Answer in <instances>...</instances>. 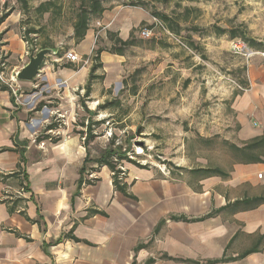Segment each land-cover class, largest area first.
Wrapping results in <instances>:
<instances>
[{"label":"crops","instance_id":"crops-1","mask_svg":"<svg viewBox=\"0 0 264 264\" xmlns=\"http://www.w3.org/2000/svg\"><path fill=\"white\" fill-rule=\"evenodd\" d=\"M11 18L0 22V30L15 72L26 64L29 50L8 28ZM118 24L119 36L127 39L133 27ZM93 36L89 29L77 44L79 55L90 54L91 48H79L86 41L92 47ZM64 53L47 59L33 81H20L38 88L41 80L42 88H55L53 93L14 94L0 83V264H144L149 259L151 264H264V204L233 206L264 196V150L259 162L236 160L229 169L222 167L227 176L122 164L125 194L115 187L108 166L95 161L102 151L94 149L98 142L87 146L79 129L55 141L52 136L38 140L52 99L62 105L68 91L89 78L88 63L71 62ZM69 62L71 67L64 66ZM246 81L247 88L234 98L244 142L264 134L260 58L246 65ZM35 100L41 101L37 108ZM20 169L23 173L14 176ZM81 176L93 182L78 188ZM19 198L17 210L10 212ZM223 257L228 259L219 260Z\"/></svg>","mask_w":264,"mask_h":264},{"label":"rangeland","instance_id":"rangeland-1","mask_svg":"<svg viewBox=\"0 0 264 264\" xmlns=\"http://www.w3.org/2000/svg\"><path fill=\"white\" fill-rule=\"evenodd\" d=\"M46 1L49 0H0V18L12 14L8 28L15 29L24 41L28 39V50L33 41L36 50L52 42L65 52L76 51L73 25L80 9L87 7L90 0H54L57 9L41 12L38 7ZM102 3L106 8L103 15L92 17L89 23V29L94 31L92 47L86 41L79 48H91L90 54L80 55L82 60L75 63L83 65L88 59L89 71L93 63H104L106 68L96 70L90 96H86L87 80L69 90L62 105L52 99L54 106L48 109V116H43V126L55 123L58 127L48 134L58 139L60 135L67 136V130L86 131L92 122L94 140L98 142L92 144L95 151L121 146L119 155L127 157L121 165L137 166L131 162L135 161L167 172L215 166L229 169L240 159L230 145L244 142L234 98L247 88L242 83L246 79V61L230 51V41L242 37L232 38L231 31L244 32L264 43V0ZM154 13L170 18L166 23L177 27L176 34L183 43L163 33L159 25L154 26V17L165 23ZM98 21L107 27L100 30ZM121 22L138 29L135 36L142 41L129 47L124 55H110L112 42L107 32L119 35L116 29ZM151 24L152 35L142 36V27ZM28 30L33 32L28 34ZM100 49L104 51L96 61L94 57ZM54 58L56 55L47 56L49 61ZM7 63L10 75L12 62ZM41 82L37 80L36 88L18 80V93H53L55 88H42ZM109 102L114 104L101 107ZM40 103L35 100V108ZM43 126L39 136L45 134ZM81 138L85 141V135Z\"/></svg>","mask_w":264,"mask_h":264},{"label":"trees","instance_id":"trees-1","mask_svg":"<svg viewBox=\"0 0 264 264\" xmlns=\"http://www.w3.org/2000/svg\"><path fill=\"white\" fill-rule=\"evenodd\" d=\"M53 8L57 9V3L54 0H49L46 2H43L39 5L38 9L41 12H47ZM105 6L102 3V0H90V3L87 7H83L80 9V11L77 14V18L76 21L74 22V39L75 42L77 44H79L80 42H82L86 35L87 32L89 30V23L90 20L92 19V17H101L105 11ZM155 16L161 18L163 21H170V18L162 13H154ZM8 15H3L0 18V22L3 21ZM171 31L177 33V27H174L172 24L170 25H166ZM138 29L133 28L130 32V35L127 39H123L121 38L118 33L112 32V31H108L107 35L109 37V39L112 42L111 47L108 49V51L110 53L113 54H118V55H124L125 51L133 46L138 44L139 42L142 41V39H138L135 36V31H137ZM140 30V29H139ZM30 32H33V30H28L27 33L29 34ZM231 37L235 38V37H242V39L246 40L247 42H249L253 47L255 48H259V49H264V43L257 41L255 39H252L250 37H248L244 32H239L238 30H232L231 31ZM26 41H28V39H25ZM31 44L34 46V42L32 41ZM42 47H53L57 49V55L58 56H62L63 53L65 51H63L62 48H58L56 47L52 42H45L44 45ZM104 51L103 49L98 50V53L95 55L94 60L98 61L100 60V53ZM73 65V63H65L64 66L66 67H71ZM102 66V63H93L92 67L90 69V73H89V79L88 82L86 84V96H90L91 92H92V81L97 77V75L95 74L96 70L98 68H100ZM77 68V67H76ZM245 70H246V65H245ZM243 86H247V81L246 79L243 80ZM238 93L241 92H237L236 95ZM113 102H109L107 104L102 105V108H108L109 106L113 105ZM92 122H89L86 126V131L85 130H79L77 132H79L81 134V136L83 137L85 135V141L84 143L88 146L95 138H96V134H94V129L92 128ZM58 127L57 124L55 123H51L49 125L46 126L45 130H43V136H39L38 140H41L43 138H50L51 136L48 134V131L56 129ZM54 141L57 139H53ZM231 147H233L235 150L238 151L239 155L238 157L240 158V161L243 162H259L261 161V157L260 154L261 152L264 150V134L256 136L252 139H250L249 141L244 142L242 145H237L232 143L230 145ZM122 147H107L105 148L103 151H101L100 156L95 160L98 163V166H102V165H106L108 166V168L113 172V183L115 185V187L122 191L125 194H129L127 191L128 188V184L124 181L123 177L121 176V174L123 173V170L121 169L120 165L122 160L126 159V155H119V149H121ZM21 161H24V154L23 151L21 150ZM89 161V158L87 156V158L85 159V163ZM133 163H135L137 166L140 167H147V166H143L140 165L139 163L135 162V161H131ZM196 172L202 173L203 175L206 176H227V172L219 167V166H215V167H202V168H197V169H193ZM86 171V167L85 165L82 167L81 169V174L83 175ZM21 173H23L22 169H20V171L14 172L13 175L17 176L20 175ZM24 175V174H23ZM5 178V176H3ZM93 182L91 180H85L84 176L80 177L79 181H78V188L81 187V185L84 182ZM24 189H27L26 185H23ZM20 198L16 199L14 201V204L12 206H10V212H14L15 210H17L18 207V203L20 202ZM260 204H264V196H257V197H253V198H244L241 200H237L233 203V206L236 207H243V208H254ZM20 212L24 213L23 210H20ZM175 218H179V217H175ZM75 239H77L75 236H73ZM228 258H221L219 260H227ZM154 261V259H149L147 260L144 264H151Z\"/></svg>","mask_w":264,"mask_h":264},{"label":"built area","instance_id":"built-area-1","mask_svg":"<svg viewBox=\"0 0 264 264\" xmlns=\"http://www.w3.org/2000/svg\"><path fill=\"white\" fill-rule=\"evenodd\" d=\"M154 26L159 25L163 29V33L168 35L171 38L177 39L180 43H183L182 40L179 38V36L171 31L165 23H163L160 19L154 17ZM98 26L100 27V30L105 29L107 25H102L100 21L97 22ZM153 24L146 25L142 27L141 29V35L142 36H151L153 33ZM100 30L96 33V37L100 34ZM180 39V40H179ZM4 39L2 36V31L0 30V83L3 85L8 86V88L14 93L18 94V86H17V79L15 77L14 72L12 71L11 74H7V70L9 71L8 66V57L7 53L5 52L3 48ZM230 51L235 54L242 56L245 61L246 65H249L250 61H252L255 58H260L262 61V64L264 65V49H259L253 47L249 42L246 40L240 38H235L230 41ZM65 57L71 61V62H80L82 60V57L74 50H68L65 52ZM88 63V59L84 60V64ZM242 88V87H240ZM245 90L246 88H242V90ZM258 177L262 178L263 173L259 172Z\"/></svg>","mask_w":264,"mask_h":264},{"label":"water","instance_id":"water-1","mask_svg":"<svg viewBox=\"0 0 264 264\" xmlns=\"http://www.w3.org/2000/svg\"><path fill=\"white\" fill-rule=\"evenodd\" d=\"M49 55H57V49L43 47L36 50L35 47L31 46L28 53V62L21 69L14 72L16 79L19 81H33L39 75L40 69Z\"/></svg>","mask_w":264,"mask_h":264}]
</instances>
